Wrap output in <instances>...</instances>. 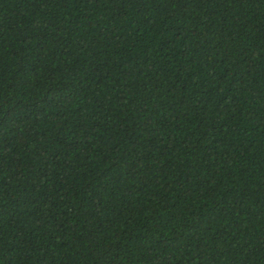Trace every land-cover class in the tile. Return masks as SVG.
<instances>
[{
	"label": "trees",
	"instance_id": "trees-1",
	"mask_svg": "<svg viewBox=\"0 0 264 264\" xmlns=\"http://www.w3.org/2000/svg\"><path fill=\"white\" fill-rule=\"evenodd\" d=\"M0 264H264V0H0Z\"/></svg>",
	"mask_w": 264,
	"mask_h": 264
}]
</instances>
